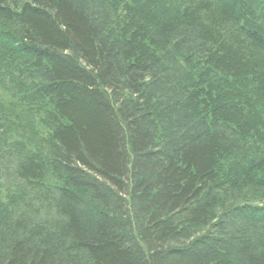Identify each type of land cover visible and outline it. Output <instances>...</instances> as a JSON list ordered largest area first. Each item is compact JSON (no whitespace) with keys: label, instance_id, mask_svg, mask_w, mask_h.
<instances>
[{"label":"trees","instance_id":"16d2710c","mask_svg":"<svg viewBox=\"0 0 264 264\" xmlns=\"http://www.w3.org/2000/svg\"><path fill=\"white\" fill-rule=\"evenodd\" d=\"M56 256L264 264V0H0V264Z\"/></svg>","mask_w":264,"mask_h":264},{"label":"rangeland","instance_id":"374dc122","mask_svg":"<svg viewBox=\"0 0 264 264\" xmlns=\"http://www.w3.org/2000/svg\"><path fill=\"white\" fill-rule=\"evenodd\" d=\"M10 174V173H9ZM9 174H6V176H8ZM6 180H7V182L9 183V182H12L13 181V178H9V177H7L6 178ZM44 217L45 218H47V219H44ZM51 221H53L52 220V217L48 214V216H46V215H43L42 216V218H41V220L40 219H35V218H33L28 224V226L27 227H29V229L30 228H33V225H39V226H44L45 225V223H49V222H51ZM51 225L53 224V222L52 223H50ZM36 230V229H35ZM41 233H42V231H40ZM3 233H7V232H3ZM32 233H34V232H32ZM11 234V233H10ZM6 235V234H5ZM33 235H36V234H33ZM29 239L30 238H32V237H28ZM36 245H37V241L34 243V244H32L31 245V247H34L35 246V248H36ZM187 243H182L181 241L180 242H176V241H173V242H170V243H168V245H167V247H170V248H173V249H183L184 247H187ZM166 247V248H167ZM34 250V249H33ZM29 259H34V257L33 256H30V258ZM8 263V260L7 261H3V263L2 264H7ZM29 264H32L31 263V261H30V263Z\"/></svg>","mask_w":264,"mask_h":264},{"label":"bare ground","instance_id":"6f19581e","mask_svg":"<svg viewBox=\"0 0 264 264\" xmlns=\"http://www.w3.org/2000/svg\"><path fill=\"white\" fill-rule=\"evenodd\" d=\"M5 221H6V219H5ZM3 234L10 235V233H9V232H7V233H3ZM7 235H6V236H7ZM48 249H49V248H48ZM56 257H57V256H56ZM56 257H55V258H56ZM55 258H54V260H55V261L53 260L54 262L52 261V264H57L58 262H60V261H61V258H60V259H59V257H57L56 259H55ZM58 260H59V261H58ZM59 264H61V263H59Z\"/></svg>","mask_w":264,"mask_h":264}]
</instances>
